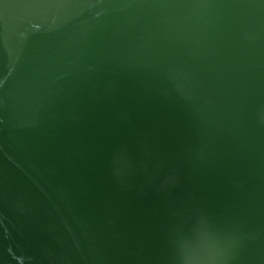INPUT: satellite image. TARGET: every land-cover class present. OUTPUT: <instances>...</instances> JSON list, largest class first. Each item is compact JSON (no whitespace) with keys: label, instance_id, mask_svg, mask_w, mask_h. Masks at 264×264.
<instances>
[{"label":"water","instance_id":"1","mask_svg":"<svg viewBox=\"0 0 264 264\" xmlns=\"http://www.w3.org/2000/svg\"><path fill=\"white\" fill-rule=\"evenodd\" d=\"M0 264H264V0H0Z\"/></svg>","mask_w":264,"mask_h":264}]
</instances>
